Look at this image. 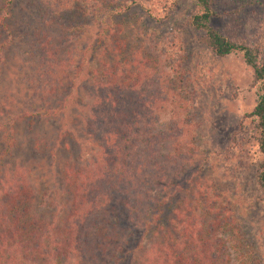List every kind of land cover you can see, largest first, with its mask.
<instances>
[{"label": "trees", "instance_id": "1", "mask_svg": "<svg viewBox=\"0 0 264 264\" xmlns=\"http://www.w3.org/2000/svg\"><path fill=\"white\" fill-rule=\"evenodd\" d=\"M81 1L40 0L37 26L32 29L23 20L16 28L21 31L19 45H13L6 23L12 18V0L0 6V29L4 30L0 34V76L12 75L10 62L20 63L24 72L19 69L20 76L14 75L22 87L19 93L30 101L37 98L15 112V120L25 118L27 109L43 101L32 115L43 110L42 116L55 118L52 148L59 143L56 148L67 156L60 170L59 190L53 195L58 202H38L46 216L35 212L33 193L22 171L9 174L0 170V264H120L135 234L134 248L146 234L157 235L142 264H212L218 257L206 256L199 225L208 215L210 228L217 221L215 227L232 229L226 203L223 207V202L221 206L217 202H181L172 207L185 216L173 218V224L161 222L162 209L169 210L166 201L183 188L175 178L182 175L192 148L190 130L184 129L183 122L188 100L181 93L180 83L185 74L173 59L171 63L165 61L159 43L143 41L147 38L144 35L133 42L129 37L127 42L113 34L111 56L93 81L87 113H79V108L73 115L61 111L75 99L61 90L68 81L71 55L79 53L76 49L82 38V22L78 19L86 13L92 18L87 22L91 25L97 18ZM192 1L188 25L202 33L203 43L215 56L240 53L258 84L259 93L249 115L256 120L261 154L255 183L264 199V36L247 44L229 38L209 24L216 15L212 0ZM131 3L124 0L119 5L127 11ZM85 49L91 48L86 45ZM76 62L78 73L80 66H85L84 56L79 55ZM163 62L168 67L164 74ZM51 99L59 105L47 106ZM4 105L0 100V107ZM71 118L76 122L69 126ZM6 125L4 129L10 130ZM170 170L175 173L171 175ZM220 262L226 264L224 258Z\"/></svg>", "mask_w": 264, "mask_h": 264}, {"label": "rangeland", "instance_id": "2", "mask_svg": "<svg viewBox=\"0 0 264 264\" xmlns=\"http://www.w3.org/2000/svg\"><path fill=\"white\" fill-rule=\"evenodd\" d=\"M3 1L0 0V6ZM116 1L110 0L108 5L105 4L107 0L81 1L87 12L95 13L97 18L91 25L87 22L92 18L86 13L78 19L82 22V38L78 40L76 49L79 53L78 57L74 53L71 55L67 78L70 82L63 81L61 90L62 94H73L76 100L74 103L70 101L67 110L61 111L73 115L79 108L82 110L79 113H87L94 82L102 65L111 56L113 34L127 42H130L129 37H133V42L138 35H144L147 38L143 41H151L152 45L159 43V50L163 49L159 52L163 53L165 61L171 63L173 59L177 69L185 74L180 83L181 93L188 100L183 122L184 129L190 130L192 148L191 158L186 162L182 175L175 178L183 188L176 190L166 201L169 202V210L162 209L161 222L173 224V218L185 216L180 214L179 208H174L181 202H217L223 207L227 204L228 208L224 209L232 220V229L226 225L215 227L217 221L210 228L212 219L208 215L202 217L201 225L197 224L205 241L206 256L218 257L213 261L216 264H220L223 258L226 264H264V199L255 183L261 154L257 145L256 120L249 115L259 92L251 68L244 63L240 53L215 56L203 43L202 33L187 23L193 10L192 0H132L127 11L119 5L124 0ZM41 5L40 0H12V18L6 23L10 27L8 31L13 34V45H19L21 31L16 29L18 24L26 20L33 29ZM211 8L216 15L209 24L223 35L244 44L264 36V0H212ZM110 9L113 11L109 12ZM3 31L0 29V34ZM86 45L91 49L84 52ZM79 55L84 56L85 66H80L82 70L76 73ZM9 66H12V75L0 76V100L6 104L0 107V170L9 174L21 170L32 190L35 212L46 216L47 212L38 202H58L53 195L59 190L60 170L66 153L56 148L59 143L52 148L56 140L51 133L56 129L55 118L42 116L43 110L38 112L37 115L41 114L39 117L32 115L43 101L27 109L25 118L15 120V112L36 102L37 98L34 101L29 97L23 99L19 93L22 87L14 75L20 76L18 70L24 72V67L15 62H10ZM161 70L163 74L168 71L164 62ZM46 104L52 108L59 105L54 99ZM35 116L37 118L34 119ZM73 122H76L74 118L68 119L69 126L74 125ZM7 123L10 130L4 129ZM169 172L171 175L175 173ZM203 194L207 195L206 198L202 197ZM137 236L135 234L127 244L128 251L120 264H129V261L142 264L145 251L157 238V235L151 237L146 234L138 248H134ZM231 236L234 242H231ZM234 243L236 247L231 246Z\"/></svg>", "mask_w": 264, "mask_h": 264}]
</instances>
